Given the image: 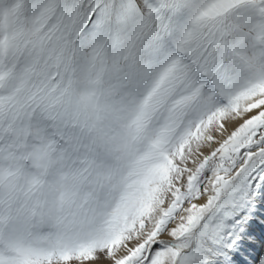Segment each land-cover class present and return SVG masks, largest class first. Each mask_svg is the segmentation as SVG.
I'll return each mask as SVG.
<instances>
[{"label":"snow or ice","instance_id":"obj_1","mask_svg":"<svg viewBox=\"0 0 264 264\" xmlns=\"http://www.w3.org/2000/svg\"><path fill=\"white\" fill-rule=\"evenodd\" d=\"M0 264H264V0H0Z\"/></svg>","mask_w":264,"mask_h":264},{"label":"rangeland","instance_id":"obj_2","mask_svg":"<svg viewBox=\"0 0 264 264\" xmlns=\"http://www.w3.org/2000/svg\"><path fill=\"white\" fill-rule=\"evenodd\" d=\"M256 233H257V235L260 234V229L259 228H256Z\"/></svg>","mask_w":264,"mask_h":264}]
</instances>
